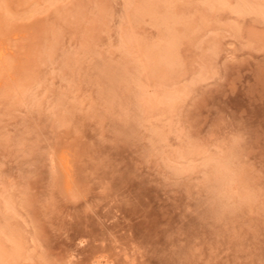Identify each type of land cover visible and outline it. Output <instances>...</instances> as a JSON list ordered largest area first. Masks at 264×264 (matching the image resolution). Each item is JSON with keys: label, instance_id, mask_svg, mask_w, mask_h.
<instances>
[{"label": "rangeland", "instance_id": "374dc122", "mask_svg": "<svg viewBox=\"0 0 264 264\" xmlns=\"http://www.w3.org/2000/svg\"><path fill=\"white\" fill-rule=\"evenodd\" d=\"M172 1L167 80L138 71L164 34L142 0H0L6 264H264L263 0Z\"/></svg>", "mask_w": 264, "mask_h": 264}, {"label": "bare ground", "instance_id": "6f19581e", "mask_svg": "<svg viewBox=\"0 0 264 264\" xmlns=\"http://www.w3.org/2000/svg\"><path fill=\"white\" fill-rule=\"evenodd\" d=\"M47 1V0H46ZM127 3L126 4H131L132 0H125ZM236 0V5H235V9L236 11L238 12H243V11H246L245 6L247 7V5H245L246 3H244V1H238ZM162 2V3H161ZM159 3L161 4V7H162V11L160 12H157V8H159ZM174 3L172 0H142V4H140V9H137L136 11H132L130 13L131 15V18L134 17V18H138V16H142L144 14H147L149 16H151L152 18V22L153 24L158 28L160 27V29L164 32V34L162 33L160 39H159V42L157 43H154V44H150V45H146V46H141L139 47L140 48V51H141V56H142V60L143 62H139L138 65H139V69L138 71H145L147 75H150L152 76V78L155 79V76L156 78H159V77H162V78H166L168 80V78H170L174 73H175V65H177V61H176V56H175V52H176V47H177V43L180 42L179 39H181L179 36H176V35H173V32H172V27L173 25H175L178 21V18H177V15H176V12L174 11ZM260 3V2H259ZM202 4V3H201ZM217 3H215V0H203V20L204 19H208L209 16H210V10L214 12V9L215 8H218V7H222V6H218V4L216 5ZM248 4V3H247ZM245 5V6H244ZM53 6V5H52ZM176 6V5H175ZM260 7V9H258L257 11L255 10V12L257 13V15L260 17V18H263L264 16V0L258 5ZM54 7V6H53ZM59 7V6H58ZM128 7V6H127ZM130 7V6H129ZM142 7V8H141ZM258 7V8H259ZM30 9V8H29ZM53 9V8H52ZM60 9V8H59ZM55 10V9H54ZM249 10V9H248ZM30 11V10H29ZM36 11V10H35ZM41 11V10H40ZM58 11V10H57ZM55 12V11H54ZM237 12V13H238ZM161 14L160 16H158L157 14ZM126 16V15H125ZM101 17V16H100ZM185 25V24H184ZM193 29L194 27L191 25V23H188L181 31L180 33L184 34L186 31H189L187 34L189 33H192L193 32ZM129 30V29H128ZM160 31V30H159ZM131 32V31H130ZM57 34V33H56ZM124 34V33H123ZM129 37V36H128ZM127 38V37H126ZM131 39V38H130ZM130 39H123V42H124V46H127L129 44H132ZM213 44V43H212ZM55 46V45H54ZM178 51V50H177ZM3 52L0 50V64L2 62V59H3ZM140 56V55H139ZM128 58V57H127ZM139 58V57H138ZM74 60V59H73ZM68 62V61H67ZM67 62L65 64H67ZM71 64V63H70ZM136 65V64H135ZM134 65V66H135ZM67 66V65H66ZM133 66V68H134ZM69 67V65H68ZM71 67V66H70ZM125 68V66L123 67ZM121 67V69H119V71H117V73L115 72V75L112 76L111 74V77H109L108 79H113V80H117L115 82H118V80H121V79H125L126 81V78H125V74H124V77H123V73L125 72V69H123ZM127 68V67H126ZM107 69V67H106ZM137 69V68H136ZM135 69V70H136ZM105 70V69H104ZM108 70H110L108 68ZM117 70V69H115ZM127 70V69H126ZM129 71V70H127ZM136 70V73L138 72ZM109 71H107L108 73ZM111 72V71H110ZM109 72V73H110ZM108 73V75H109ZM126 73V72H125ZM128 74V73H127ZM136 75V74H135ZM174 77V76H173ZM103 78V77H102ZM133 78V77H132ZM161 78V79H162ZM137 79L136 77H134V80H133V83H132V80L131 81H128L129 82V85H130V82L132 84H135L136 86L138 85V82H135ZM139 79V78H138ZM103 81V80H102ZM127 81L125 83H127ZM120 82V81H119ZM118 82L117 85H119L120 83ZM124 84V83H123ZM134 85V86H135ZM131 86V85H130ZM119 87V86H118ZM126 87V86H125ZM128 87V86H127ZM126 87V89H127ZM140 87V86H138ZM123 88V87H122ZM121 88V89H122ZM130 88V87H129ZM128 88V89H129ZM115 89L114 86L112 87V90ZM127 89V90H128ZM130 91V90H129ZM128 91V93L130 94V92ZM134 92V91H133ZM128 93H127V97H128ZM132 93V92H131ZM167 93H170V92H167ZM123 94V93H122ZM176 96V94H175ZM126 97V98H127ZM130 97V96H129ZM133 97L135 98V95H133ZM132 97V98H133ZM125 98V99H126ZM163 99V100H162ZM162 99L161 101H163L166 105H167V108L170 109L172 108L173 106V101L175 102V97L173 95H167L166 92L165 94L162 96ZM175 99V100H174ZM128 100V99H127ZM134 100V99H133ZM154 102V101H153ZM136 105V102L134 103ZM162 105V104H161ZM167 110V109H166ZM169 111V110H167ZM158 133V132H156ZM160 133V132H159ZM158 136V134H157ZM192 148V147H191ZM184 151V150H183ZM192 151V150H191ZM179 153H182V152H179ZM179 157H184L182 154H178ZM185 158V157H184ZM62 161H65V160H62ZM64 163V162H62ZM65 163H67L65 161ZM64 163V164H65ZM206 163V162H205ZM63 164V165H64ZM60 165V163H59ZM206 166L207 163L205 164ZM61 166V165H60ZM62 167V166H61ZM66 170V168L64 167L63 170ZM211 172L209 171V177L211 178L212 181H214V184L215 185V189H217L219 192L220 191H224L225 189V186L227 185V183H229L227 180V168L226 167H223V165L220 164V162H215V164L211 167ZM207 173V174H208ZM227 175V176H226ZM212 176V177H211ZM230 176V175H229ZM232 177V176H231ZM210 181V180H209ZM234 181V180H233ZM233 183V182H232ZM212 185V186H213ZM228 186V185H227ZM240 197V196H239ZM241 199V198H240ZM3 252V251H2ZM2 252H0V264H6V262L8 261V257L10 256L9 254L7 255L6 253L5 254H2ZM18 252V251H17ZM12 258V257H11ZM10 258V259H11ZM9 259V260H10Z\"/></svg>", "mask_w": 264, "mask_h": 264}]
</instances>
